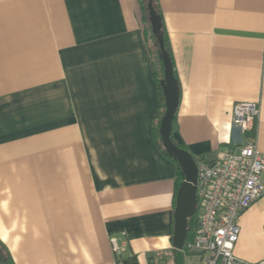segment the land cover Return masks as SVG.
I'll return each mask as SVG.
<instances>
[{
    "label": "crops",
    "instance_id": "obj_1",
    "mask_svg": "<svg viewBox=\"0 0 264 264\" xmlns=\"http://www.w3.org/2000/svg\"><path fill=\"white\" fill-rule=\"evenodd\" d=\"M158 4L179 90L172 142L209 161L237 150L230 112L253 102L264 155V0ZM138 9L0 0V243L13 264H173L177 164L153 136ZM238 218L234 255L263 259L264 198Z\"/></svg>",
    "mask_w": 264,
    "mask_h": 264
},
{
    "label": "built area",
    "instance_id": "obj_2",
    "mask_svg": "<svg viewBox=\"0 0 264 264\" xmlns=\"http://www.w3.org/2000/svg\"><path fill=\"white\" fill-rule=\"evenodd\" d=\"M258 111L253 102L234 103L231 123L243 134L237 150L229 147L212 161L194 159L197 211L193 238L183 249L197 264H264V258L250 263L233 253L239 236L238 217L264 198V155L257 151L255 138ZM109 242L115 255L124 251L123 242L114 237Z\"/></svg>",
    "mask_w": 264,
    "mask_h": 264
},
{
    "label": "water",
    "instance_id": "obj_3",
    "mask_svg": "<svg viewBox=\"0 0 264 264\" xmlns=\"http://www.w3.org/2000/svg\"><path fill=\"white\" fill-rule=\"evenodd\" d=\"M151 1L147 3L148 20L153 36L156 37L159 46V57L163 66V78L160 81V89L163 95L164 114L159 125V136L162 147L170 158H172L182 173V180L175 193V206L173 213V235L172 246L177 251H182L188 232V219L195 216L197 211V167L193 156L185 149L172 142V123L177 110L179 90L177 81L173 76V67L170 57L164 47L161 31V17L153 10ZM0 264H8L6 258L0 252Z\"/></svg>",
    "mask_w": 264,
    "mask_h": 264
},
{
    "label": "trees",
    "instance_id": "obj_4",
    "mask_svg": "<svg viewBox=\"0 0 264 264\" xmlns=\"http://www.w3.org/2000/svg\"><path fill=\"white\" fill-rule=\"evenodd\" d=\"M148 1H151L152 3V6H153V10H155L156 14L159 15L161 17V11L159 10L160 7H159V4H158V0H137V4L139 6V11H140V14H141V33H142V36L143 37V42H144V45H145V49L146 50V54H147V59H148V64H149V69H150V72H151V76L152 78L154 79V81L156 82L157 84V90H158V95H159V107H158V110L157 112L155 113V117H154V125H153V136L155 138V142L157 143L158 147L160 148V150L162 151L163 155L169 157L168 155H166L167 153L165 152L164 148L162 147V144H161V139H160V136H159V125H160V121L162 119V115L164 114V100H163V95H162V91H161V87H160V81L162 80L163 78V66H162V61L159 57V46H158V43H157V40H156V37L153 36V33L151 31V26L149 24V20H148V11L147 10V3ZM161 22H162V18H161ZM160 22V23H161ZM160 33L162 34L163 36V41H164V47L166 50V52L168 53L169 57H170V60H171V53H170V49L169 46H168V42H167V38H166V32H165V29H164V26H163V23H161V31ZM172 61V60H171ZM170 61V63H171ZM173 67V65H172ZM173 74H174V71H173ZM174 76V75H173ZM175 77V76H174ZM172 137V135H171ZM170 158V157H169ZM173 162H175L172 158H170ZM193 159H196L195 157H193ZM176 163V162H175ZM177 168V176H176V188L178 189L179 187V184L182 180V173L180 171V168H178V166L176 167ZM176 189V190H177ZM195 218L192 217L191 219H188V232H187V236H186V240H185V244L190 242L193 238V233H192V230H193V219ZM0 252L1 254L4 255V257L6 258L7 260V263L8 264H13L8 256V254H6V250L4 248V246L2 245V243H0ZM193 255L189 252H187L185 249H183V251H177V250H172L171 251V257H172V261H173V264H183L185 258H191Z\"/></svg>",
    "mask_w": 264,
    "mask_h": 264
},
{
    "label": "rangeland",
    "instance_id": "obj_5",
    "mask_svg": "<svg viewBox=\"0 0 264 264\" xmlns=\"http://www.w3.org/2000/svg\"><path fill=\"white\" fill-rule=\"evenodd\" d=\"M184 260V262H183V264H196V259H194L193 257L192 258H185V259H183Z\"/></svg>",
    "mask_w": 264,
    "mask_h": 264
}]
</instances>
